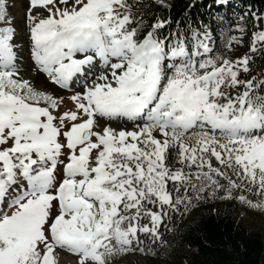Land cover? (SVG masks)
Instances as JSON below:
<instances>
[{"label":"snow or ice","instance_id":"snow-or-ice-1","mask_svg":"<svg viewBox=\"0 0 264 264\" xmlns=\"http://www.w3.org/2000/svg\"><path fill=\"white\" fill-rule=\"evenodd\" d=\"M171 7L0 0V264H149L201 204L264 214V9L221 51Z\"/></svg>","mask_w":264,"mask_h":264},{"label":"trees","instance_id":"trees-1","mask_svg":"<svg viewBox=\"0 0 264 264\" xmlns=\"http://www.w3.org/2000/svg\"><path fill=\"white\" fill-rule=\"evenodd\" d=\"M169 2L172 5L169 11L156 14L171 16L173 21H180L181 27H186L189 22L211 23L217 47L220 38L217 25L221 23L217 17L223 16L224 27L228 28L231 24L248 23L245 13L249 5L254 9H264V0H241L239 8L231 9L230 18L215 6V0ZM190 4L191 8L188 7ZM241 16H244L243 20ZM171 27L175 29L177 25L173 23ZM252 61L253 75L264 71V53L257 52ZM241 211L245 212L237 202L217 200L191 209L186 216H174L169 224L173 231L164 237L171 247L159 257H149V264H264V235L245 227L239 216Z\"/></svg>","mask_w":264,"mask_h":264},{"label":"rangeland","instance_id":"rangeland-1","mask_svg":"<svg viewBox=\"0 0 264 264\" xmlns=\"http://www.w3.org/2000/svg\"><path fill=\"white\" fill-rule=\"evenodd\" d=\"M232 4H234V5H232V8L236 7L234 1H232ZM14 14L18 16L19 11H16ZM233 26L234 25L231 24L229 27H233ZM217 41H218V44H219L218 48L221 51H223L224 49H223V47L221 45V39L218 38ZM249 44H250V38L248 36H246L244 38V44L243 45H237L235 47V50L232 53V55L233 56H242L245 53H248ZM44 79L45 78L42 77V76H36L35 77L36 83H38V84L43 83ZM47 86L55 87V86L50 85V82H49V84ZM251 213H245L243 211H241L239 213V216L242 218L243 224L245 225V227H247L252 232L264 235V214L259 213V212H253V211H251ZM188 253H190V252L188 251ZM128 261L131 264L132 257H128Z\"/></svg>","mask_w":264,"mask_h":264},{"label":"bare ground","instance_id":"bare-ground-1","mask_svg":"<svg viewBox=\"0 0 264 264\" xmlns=\"http://www.w3.org/2000/svg\"><path fill=\"white\" fill-rule=\"evenodd\" d=\"M19 15V14H18Z\"/></svg>","mask_w":264,"mask_h":264}]
</instances>
